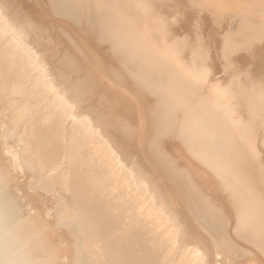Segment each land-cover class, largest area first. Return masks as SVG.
<instances>
[{"label":"bare ground","instance_id":"1","mask_svg":"<svg viewBox=\"0 0 264 264\" xmlns=\"http://www.w3.org/2000/svg\"><path fill=\"white\" fill-rule=\"evenodd\" d=\"M50 1L51 6H55V10L61 12L57 11L59 15H67L75 23L81 22L84 17L87 25L92 28L94 22H99L102 25V28L98 30L99 37L109 40L115 54L119 53L121 65L131 72L135 84L140 88L147 89L155 96L158 95L157 93L160 94L163 101L157 98L152 105H159V110L150 109L154 134L152 141L172 129L170 123L172 120H167L170 116L173 118L172 109L180 111L179 117L182 124L177 130V134L185 143L186 148L190 150L188 152L201 159L205 165L214 168L222 181L231 189L237 206L241 208L240 220L234 221V231L245 242L252 243L251 245L254 244L263 251L264 220L258 214L259 211L262 212V209L264 212V193H261L264 176L261 177L259 173L262 167L255 144H252L254 141L251 142L250 139L252 138V136L250 137L251 133L248 134L250 130H246L247 124L246 126L243 124L245 121L242 123L241 113L236 114L237 110L231 107L236 105L235 103L233 105L229 99L232 96L228 94L231 88L227 92L221 91V89L223 90L222 84L220 85L219 80L217 81L219 77H216V80H211L205 87L206 83H202L200 76V74L202 75L200 72L202 64H195L200 58H198L199 54L197 53L195 62L192 61L195 60V52L193 53L195 54L194 58L189 60L191 62L181 60L180 55L177 56L176 53L182 50L180 47L182 39L178 40L179 44L177 35L176 37L173 33V35L171 34L173 37L170 34L171 37H168V34V36L162 35L164 32L159 31L163 29L165 23L161 22V15L158 16L156 11L151 10L150 6L142 0ZM255 1L260 6L258 8L263 10L264 0ZM12 2L13 0H0V88L7 87L10 96L17 98V101L25 99L28 94L29 98L20 108L24 112L33 106L36 107L35 109L44 110L47 108L49 110L46 115L48 124L36 127L37 136L30 146L35 157L29 158L26 163L30 167H39L43 174L50 175L47 181L52 182L60 181L66 175L65 169L69 168L70 162L72 166H78L73 174L70 187H72L76 199L75 207L81 208L83 211L79 215L78 226L87 228L86 233H90V238H88L90 244L96 242L95 246L100 250L98 258L95 259L98 260V264H224L223 257L228 259L225 253L239 248L241 244L231 237L228 239L226 234L227 239L216 235L210 227L214 224L213 220H207L203 215L204 220H196L201 228L199 233L186 230V227L175 223V220L171 221L168 212H172V209L171 211H168L170 209L167 207V210L165 209V203H169V201L163 199L166 198L165 196L157 197L158 195L159 197L163 196L164 193L161 191L163 194H160L159 189L157 195L155 194L157 189L153 188L154 184L150 179V173L146 167L142 166L144 164L140 162V165L134 159L135 157H132V154L129 156L130 151L127 152V150L130 149L124 146V142L119 145L117 143L119 139H114L106 131L107 127H104L105 130H103L104 124L102 126L99 121L94 122L100 115L95 118L92 116L95 108H93V103L91 107L80 109L84 105V103L80 104V101L89 86H85L86 89H83L79 87V84L82 82L83 86V81L89 82V80L78 77L77 79L75 76V78L72 77V81L69 79V82L65 84L63 78L58 76L60 81L57 82L62 83L56 82L57 74L53 75L56 71L49 72L51 69L47 70V62L44 63L40 59L39 53L32 46L37 40L41 41L39 40L41 36L38 37L39 39L36 38L39 36L37 34L36 37H33L35 42H32L30 34L34 35V33H28V30L31 32L30 29H32L29 25H33L35 22L32 21L33 19L30 20V23L28 22L29 20L26 18L29 15H25L27 13L24 9L25 18L21 15L22 11L18 12H21L19 14L23 17L22 20L25 19L27 22L25 23L23 20L24 22L21 24L17 19L15 20L12 17L14 15L12 14L14 13L12 4L16 5L18 2ZM24 2L27 1H21L22 4L28 5ZM15 7L17 10V6ZM29 7L31 8V5ZM30 10L32 11V9ZM33 12H37V10H33ZM34 14L37 13H33L35 17ZM159 19L160 21H158ZM260 21L255 26L260 27L258 29L262 31L264 23L261 24ZM24 26L29 29L26 31ZM252 26L254 25L252 24ZM35 30L32 32L36 33L37 30ZM40 30L39 28L38 33ZM156 31H158L157 34ZM40 32L43 34L44 31ZM166 33L168 32L166 31ZM42 40L45 41L43 37ZM178 44L180 45L179 51L176 49ZM73 68L71 73L74 71L76 74L79 67L76 71ZM51 72L54 73L51 74ZM198 76H200V82L195 79ZM85 77L87 78V76ZM74 79L80 80L78 81L80 83L73 82ZM232 81L234 80L231 79L230 82ZM237 82H233L234 86L237 85L238 90L235 88L237 93L230 83L234 90L231 93L234 92V96L239 97L237 94H241L245 88L240 81ZM218 85L221 86V89ZM224 85V89L229 88L228 85ZM259 86L257 92H253L252 97H255L254 99L257 101H260L258 99L261 98L260 105L264 107V84L260 88ZM78 88L80 91L83 89L81 93L86 92L81 96ZM225 99H227L225 102L222 101ZM256 100H254L255 102L251 100V102L256 103ZM84 102L89 101L86 99ZM164 103L169 107L166 110L162 108ZM79 104V110H76ZM99 110L97 109V111ZM106 116L108 115L106 114ZM155 120L158 121L156 125L153 124ZM117 123H119L117 130L123 131V133L128 132V127L123 124L124 122ZM118 136L120 135L117 134L116 137L118 138ZM161 138L159 137L158 141ZM119 141L124 140L120 139ZM152 141L149 142L151 144L150 151L161 161V172L171 181L172 186L177 194L182 196L186 205H189L191 210L200 212L198 214H202L205 207L193 198L196 192L189 187L192 185L177 176L181 167L172 166V161L165 163L162 160L163 157L154 148ZM72 158L73 161H71ZM80 166H83V169ZM257 169L260 171L257 172ZM90 177L94 182L89 180ZM2 189L4 191V185L0 182V193ZM153 189L156 190L155 193ZM3 191L1 194L5 193ZM1 194L0 264H50L49 259L40 253L41 249L37 242L29 245L33 238H29L25 234L20 219L13 218L19 212L9 200L7 201L6 197L4 200L5 198L3 199ZM260 205H262V209ZM116 208L119 211L115 215L108 212V210L116 211ZM86 242L87 240L84 238L83 243ZM199 243L205 245V250L199 246ZM83 245L81 244L78 250V259L81 264H83V260H86L84 255L87 258L94 256V252L88 253ZM103 255L107 259L99 260Z\"/></svg>","mask_w":264,"mask_h":264},{"label":"rangeland","instance_id":"2","mask_svg":"<svg viewBox=\"0 0 264 264\" xmlns=\"http://www.w3.org/2000/svg\"><path fill=\"white\" fill-rule=\"evenodd\" d=\"M21 1L23 2V0H13V2L18 3L15 5L12 2V12H14L12 17L23 23L25 19L22 20L23 17L21 15L24 16V9L27 13L25 15H29V17L26 16V19L29 20L28 22L30 23L31 19L35 22L31 21L33 25H29V27H32L33 30L30 29L31 32L28 30V33H34V35L30 34L32 42H35L33 37H36L37 34L39 36L36 38L41 36L40 39L38 38L41 41L38 42L37 40L32 46L39 53L40 59L44 63L47 62V70L51 69L49 72L56 71L53 74H57L56 82L60 81L61 77L66 84L69 79L72 81V77L75 78V76L79 79L89 80L88 82L81 79L84 82L83 86L81 85L82 82L78 83L80 81L77 80L78 78L73 80V82L77 81L80 88L86 89L89 86L87 92L84 91L86 92L85 94L84 92L81 93L83 89L80 91L78 88L80 95L84 94L82 101L79 98L78 101H80V104H86L85 107L83 105L80 109L91 107L93 103V108H95L92 116L95 118V116L100 115L98 118L96 117L98 120H94V122L99 121L102 126L104 124L103 130H105L104 127H107L106 131L114 139L124 140L122 142L118 140L117 143L124 142V146L130 149H126L127 152L130 151L129 156L132 154V157H135L134 159L139 164L140 162L144 164L142 166L146 167L148 173H150V179L152 184H154L153 188L157 189V192L153 189L155 190L154 193L156 192L155 194L157 195L160 189V192L162 191L164 195H160V197L158 195L157 197L163 198L165 196L166 198L163 199L169 201V203L167 202L168 204L165 203V209H170L168 211L172 209V212H168L170 213L171 221L175 220V223L186 227V230L199 233L201 228L196 220H204L202 218L203 215L207 220H213L215 225L213 224L210 227L215 231L216 235L227 239L226 234L228 239L231 237L234 241L241 244L239 248H235L230 253H225L228 259L223 257L224 264H264V250H259L256 245L245 242L234 231V221L240 220L241 208L237 206L231 189L222 181L212 166L205 165L201 159L193 154L191 155L183 140L178 136L177 130L182 124L179 117L180 111L172 109L174 112L173 118L170 116L167 119L172 120L170 122L172 129L159 136L162 137L159 141V137L157 140L152 141L154 134L150 109L155 108L158 111L160 106L152 105H154L157 98L161 100L162 98L159 93H157V97L147 89L140 88L135 84L131 72L124 69L121 65L118 57L119 53L115 54L116 52L111 48L109 40L99 37L98 30L102 28V25L99 22H94L95 24L91 28L87 25L84 17L82 18L84 20L81 19V22L75 23L72 19L70 20L71 17L66 15L67 19L66 16L59 15L61 12L55 10V6H51L50 0H24L27 1L24 3L28 5L22 4ZM142 1L147 3L151 10L156 11L155 13L158 16L161 15V22L165 23L163 29H161L163 31H159L161 33L164 32L162 35L168 36L173 33L175 37L176 35L178 36L176 37L178 38L177 42L182 39L180 41L181 44L179 42L182 46L178 44L176 48L181 47L182 49L180 51L179 49L177 50L179 54L176 53L177 56L180 55L181 60L191 62L189 61L190 58L192 60L196 54L195 60H192L195 62L199 54L198 58H200L199 60L197 59L195 64H202V67L200 65L202 75L200 72L198 75L200 74L202 83H206L205 87L211 80H216V77H219L217 81L219 80L220 85L222 84L223 90L218 85L221 91L227 92L231 88V91H228V94L232 95L229 99L230 102H233V105L234 103L236 104L231 107L237 110L236 114L241 113L242 123L245 121L243 124L245 126L247 124L246 130H250L248 134L250 135L251 133L250 137L252 136V138L250 139L251 142L254 141L252 144H255L259 163H261L260 166L262 167V169L260 168L261 171L259 169L256 171H260L261 177L264 176V107L260 105L261 98L258 99L260 101H257L254 99L255 97H252L254 95L253 92H257L258 86L264 84V27L260 31L258 29L260 27L257 28L255 26L261 19L260 23H264V9L258 8L260 6L255 0ZM14 5L17 6V10ZM30 5L31 8L29 7ZM27 10L32 13H28ZM33 10H37V12H33ZM18 11H22V13ZM33 13H37L34 14L37 18L33 16ZM252 19L254 20L253 22ZM163 20H166V22H163ZM34 24L36 28L33 27ZM24 28L26 31L29 29L27 26H24ZM34 28L37 30L36 33L32 32L35 30ZM39 28L41 29L40 31H44L43 34L40 31L38 33ZM170 35L168 37L172 36ZM42 37L45 41L42 40ZM194 52L195 54H193ZM71 59L75 62L69 61ZM74 66L79 67V69H76L80 72L77 71L75 74L73 71L71 73V69ZM54 72H51V74ZM70 73L71 75L74 74V76H71ZM232 73L234 76H231ZM58 76L60 77L58 78ZM200 76L195 78L198 80L197 82H200ZM231 79L234 81L230 82ZM63 80L61 79V81ZM235 81H240L242 84L239 83L245 88L243 92L241 91V94H237L239 97L234 96V92L231 93L235 88L238 90L237 85L235 84L234 86ZM230 83L234 87L233 89ZM224 84L228 85L229 88L224 89ZM236 89L235 93H237ZM240 90L242 89L240 88ZM27 95L25 99L17 101V98L10 96L7 87L0 88V182L4 185L6 194H3L6 196L1 194L3 189L0 194L3 199L6 197L7 201L9 200L11 205L19 212L13 218H19L25 234L29 238H33L29 245L37 242L39 249H41L40 253L49 259L50 264H81L78 259V250L81 244H84L83 247L88 253L94 252L92 257L88 256L87 258L84 255L86 260L82 261L83 264H98V260L95 259L98 258L100 250L95 246L96 242L90 244L88 239L90 238V233H86L87 228L78 226L79 215L83 211L81 208L75 207L76 199L72 187H70L73 174L78 169V166H72L70 162L69 168L65 169L66 175L60 181L52 182L47 181L50 175L47 176L39 170V167H30L26 163L29 158L35 157L30 146L37 136L36 127L48 124L46 115L49 111L47 108L44 110L35 109V106L30 107L29 110L26 109V112L20 110L29 98ZM91 97L93 98L91 99ZM86 99L91 103H85ZM227 99L222 101L225 102ZM251 100H256L257 102L253 103ZM239 102L242 103H240L241 106ZM80 104L78 109L76 107V110H79ZM162 108L166 110L169 107L164 103ZM97 109L100 110L97 111ZM105 112L108 116H106ZM114 116L117 117L114 118ZM121 121L128 127L126 134L121 131L122 134L120 130H117L119 129V123L117 122L121 123ZM114 122L116 123L114 124ZM157 123L158 121L155 120L153 124L156 125ZM117 134L120 135L118 138L116 137ZM120 137H124V139ZM151 141L165 163H171L169 161H172V166L181 167V171L178 170L177 176L182 177L192 185L189 187L196 192L193 198L197 199L196 202L205 207L202 214H198L200 212L197 213L195 210H191L189 205H186L182 196L177 194L171 181L161 172V161H159L157 156L151 154L150 151ZM122 149L124 150L125 148ZM71 161H73V158ZM81 169H83V166ZM89 180L94 182L92 177ZM155 184L158 187H155ZM261 187L263 189L262 191L260 188L261 193H264V185ZM162 192L160 194H163ZM260 208L262 209V205H260ZM115 210H108V212L115 215L119 211L117 208ZM124 214L127 215V213ZM253 214L255 215V213ZM258 216L264 220L263 209L262 212L259 211ZM10 219L12 221V217ZM7 221L10 222L9 220ZM83 233L86 234L83 235ZM84 238L87 240L86 243H83ZM199 246H202L203 249L206 248L202 243H199ZM106 259L107 257L103 255L99 260L105 261Z\"/></svg>","mask_w":264,"mask_h":264}]
</instances>
